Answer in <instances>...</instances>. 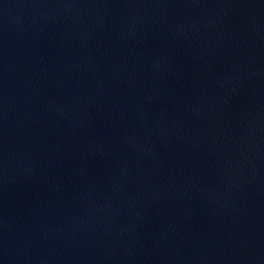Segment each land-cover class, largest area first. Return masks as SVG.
Instances as JSON below:
<instances>
[{"label": "water", "instance_id": "water-1", "mask_svg": "<svg viewBox=\"0 0 264 264\" xmlns=\"http://www.w3.org/2000/svg\"><path fill=\"white\" fill-rule=\"evenodd\" d=\"M0 264H264V0H0Z\"/></svg>", "mask_w": 264, "mask_h": 264}]
</instances>
